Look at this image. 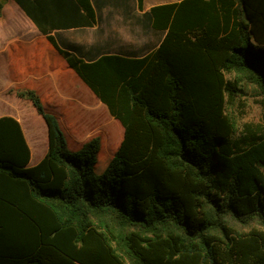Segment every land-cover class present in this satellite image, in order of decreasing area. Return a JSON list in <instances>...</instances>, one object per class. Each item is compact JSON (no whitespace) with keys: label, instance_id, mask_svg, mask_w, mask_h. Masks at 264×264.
Returning a JSON list of instances; mask_svg holds the SVG:
<instances>
[{"label":"trees","instance_id":"trees-1","mask_svg":"<svg viewBox=\"0 0 264 264\" xmlns=\"http://www.w3.org/2000/svg\"><path fill=\"white\" fill-rule=\"evenodd\" d=\"M16 1L124 135L98 164L100 136L69 149L39 96L19 93L44 118L48 151L28 166L20 123L0 117V264H264V112L236 135L226 111L239 81L264 95V0L154 6L168 29L155 52L88 62L50 32L92 26L90 0Z\"/></svg>","mask_w":264,"mask_h":264},{"label":"crops","instance_id":"crops-1","mask_svg":"<svg viewBox=\"0 0 264 264\" xmlns=\"http://www.w3.org/2000/svg\"><path fill=\"white\" fill-rule=\"evenodd\" d=\"M182 1L144 0L139 7L137 0H90L95 11L92 26L56 28L50 34L61 48L86 62L103 55L139 59L155 52L168 32L167 28L154 25L151 8ZM105 67L104 64L98 68V79L108 88L105 94L112 99L113 94L117 96L120 85L112 83ZM27 91L35 92L44 109L56 116L69 149L78 150L98 136V127L102 132L103 128L115 126L116 130H110L114 133L111 138L122 140L124 127L108 104L68 66L16 0H0V117L12 116L20 123L30 148L27 165L33 166L48 151V128L33 101L19 94ZM24 107L41 117L38 118L41 140L37 144L25 124ZM69 140L73 148L69 147Z\"/></svg>","mask_w":264,"mask_h":264},{"label":"rangeland","instance_id":"rangeland-1","mask_svg":"<svg viewBox=\"0 0 264 264\" xmlns=\"http://www.w3.org/2000/svg\"><path fill=\"white\" fill-rule=\"evenodd\" d=\"M228 79H234V73L227 74ZM11 81V80H8ZM227 113L235 120L237 124L236 135H240L245 128L246 124L255 125L262 122L264 112V95L251 83L246 81H239L238 90L234 97L230 99L226 105ZM23 115L25 117V124L31 133L32 141L37 144L40 140L38 118L35 111L28 110L26 107L23 108ZM38 116V117H37ZM41 118V117H40ZM110 130H116L115 126L110 128H103V131H99L98 136L102 140V147L99 152L98 164H101L107 156H112L118 149L120 140L111 138L113 132ZM110 132V134H109ZM69 147L73 148L74 144L69 140Z\"/></svg>","mask_w":264,"mask_h":264}]
</instances>
